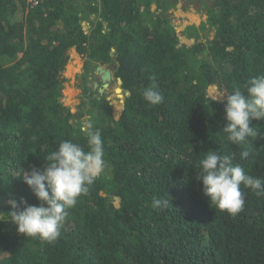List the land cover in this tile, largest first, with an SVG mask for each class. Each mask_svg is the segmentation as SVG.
Returning <instances> with one entry per match:
<instances>
[{
  "label": "trees",
  "instance_id": "1",
  "mask_svg": "<svg viewBox=\"0 0 264 264\" xmlns=\"http://www.w3.org/2000/svg\"><path fill=\"white\" fill-rule=\"evenodd\" d=\"M176 1L0 0V211H10V198L39 206L22 172L42 170L62 140L87 150L85 118L101 131L107 162L57 241L0 222V264H264V196L242 187L244 210L232 216L196 179L209 150L235 153L234 163L264 178V121L251 123L257 137L232 144L226 97L211 99L264 74V0H194L214 33L192 45L199 29L170 23ZM90 15L97 20L85 32ZM70 49L83 59L85 101L75 112L60 100ZM93 65L118 80L120 109L88 80ZM153 82L164 96L158 106L142 96ZM166 194L169 207L154 210L153 196Z\"/></svg>",
  "mask_w": 264,
  "mask_h": 264
},
{
  "label": "clouds",
  "instance_id": "2",
  "mask_svg": "<svg viewBox=\"0 0 264 264\" xmlns=\"http://www.w3.org/2000/svg\"><path fill=\"white\" fill-rule=\"evenodd\" d=\"M155 81V77L151 78ZM144 101L158 106L164 96L153 82L142 92ZM226 97L223 132L227 140L241 145L249 137H257L258 127L251 126L253 120L264 121V74L251 78L245 85L235 87L231 92L217 90L212 102ZM79 132L87 140V150L70 139L62 140L47 156L43 169L33 167L22 172L23 182L40 201L39 206L28 204L24 198L19 201L10 198L7 213L0 211V222H8L16 231L26 237H38L53 243L61 235L69 209L76 206L78 199L87 194L89 187L106 171L104 142L101 131L91 118L79 125ZM241 159L249 156L247 150L239 153ZM235 153L209 150L199 162L198 181H202L203 192L210 204L221 211L236 216L244 210L245 192L249 189L257 197L264 196V178L248 174L239 164L234 163ZM170 205L168 194L154 195L151 207L166 210Z\"/></svg>",
  "mask_w": 264,
  "mask_h": 264
},
{
  "label": "rangeland",
  "instance_id": "3",
  "mask_svg": "<svg viewBox=\"0 0 264 264\" xmlns=\"http://www.w3.org/2000/svg\"><path fill=\"white\" fill-rule=\"evenodd\" d=\"M34 0H26L28 5H32ZM208 2L206 6H211V0H207ZM199 3H196L194 0H177L175 6H172L169 10L168 17L171 25L178 31L182 32L184 29L188 27H195L199 29V32L196 34L190 33L186 40V43L192 45L198 41H208L211 39L214 30L210 28L207 24V16L205 13V9L201 7ZM97 20L96 15L85 16L81 21V25L85 32H89L92 28V24ZM204 23V29H202V24ZM69 61L67 65L66 79L67 82L65 84L64 90L62 92L61 102L70 108L72 112H75L77 107L85 101L83 96L81 95V90L79 89V85L81 84V73L83 72V59L76 53L74 49H70L68 51ZM101 67L105 70H108L112 75L110 68L108 65H93L91 69V73H89L88 80L97 82V87L100 88L101 81L97 76L98 71L97 68ZM92 77L90 79V75ZM103 84V83H102ZM108 87L106 88L107 95H109V99L111 100V104L115 110L120 109L123 104L124 94L119 87L118 80L112 75L110 77L109 82L107 83ZM104 90V89H103ZM120 91V94L116 93ZM84 120V119H82ZM83 122V121H82Z\"/></svg>",
  "mask_w": 264,
  "mask_h": 264
},
{
  "label": "water",
  "instance_id": "4",
  "mask_svg": "<svg viewBox=\"0 0 264 264\" xmlns=\"http://www.w3.org/2000/svg\"><path fill=\"white\" fill-rule=\"evenodd\" d=\"M97 71L101 75V81L103 83L102 88L99 89V92L102 93L103 92V89H106L108 87L107 83L110 80L111 74H110V72L108 70H105V69H103L101 67H98L97 68ZM94 85L96 87L97 86V83H95ZM119 90L121 91V89H119Z\"/></svg>",
  "mask_w": 264,
  "mask_h": 264
},
{
  "label": "crops",
  "instance_id": "5",
  "mask_svg": "<svg viewBox=\"0 0 264 264\" xmlns=\"http://www.w3.org/2000/svg\"><path fill=\"white\" fill-rule=\"evenodd\" d=\"M97 76L99 77V79H101V75L100 74H97Z\"/></svg>",
  "mask_w": 264,
  "mask_h": 264
},
{
  "label": "built area",
  "instance_id": "6",
  "mask_svg": "<svg viewBox=\"0 0 264 264\" xmlns=\"http://www.w3.org/2000/svg\"><path fill=\"white\" fill-rule=\"evenodd\" d=\"M33 3H34V1H33Z\"/></svg>",
  "mask_w": 264,
  "mask_h": 264
}]
</instances>
